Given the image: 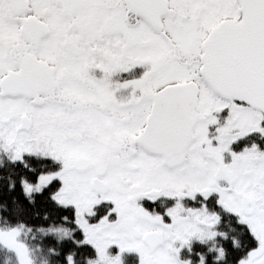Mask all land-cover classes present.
I'll list each match as a JSON object with an SVG mask.
<instances>
[{
    "label": "snow or ice",
    "instance_id": "snow-or-ice-1",
    "mask_svg": "<svg viewBox=\"0 0 264 264\" xmlns=\"http://www.w3.org/2000/svg\"><path fill=\"white\" fill-rule=\"evenodd\" d=\"M0 225L264 264V0H0Z\"/></svg>",
    "mask_w": 264,
    "mask_h": 264
},
{
    "label": "trees",
    "instance_id": "trees-1",
    "mask_svg": "<svg viewBox=\"0 0 264 264\" xmlns=\"http://www.w3.org/2000/svg\"><path fill=\"white\" fill-rule=\"evenodd\" d=\"M19 227V226H17ZM1 230H10L7 225H0ZM62 238L61 233L45 235L39 231H31L27 237V245L30 254L35 255V264H54L50 248L57 246ZM0 264H19L15 255L0 246Z\"/></svg>",
    "mask_w": 264,
    "mask_h": 264
},
{
    "label": "rangeland",
    "instance_id": "rangeland-1",
    "mask_svg": "<svg viewBox=\"0 0 264 264\" xmlns=\"http://www.w3.org/2000/svg\"><path fill=\"white\" fill-rule=\"evenodd\" d=\"M31 231H27V228L16 227L10 230H1L0 229V246L4 249L12 252L19 264H35V255L30 254L27 245V237ZM94 236L95 241L99 242L102 240V237ZM101 261H104V264H112V261L104 253L103 248H101Z\"/></svg>",
    "mask_w": 264,
    "mask_h": 264
}]
</instances>
